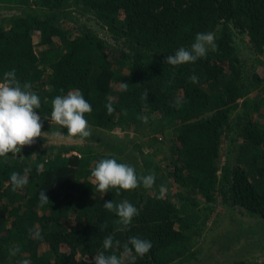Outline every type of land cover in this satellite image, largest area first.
<instances>
[{"label": "trees", "instance_id": "trees-1", "mask_svg": "<svg viewBox=\"0 0 264 264\" xmlns=\"http://www.w3.org/2000/svg\"><path fill=\"white\" fill-rule=\"evenodd\" d=\"M0 1L42 11L0 24V82L6 72L15 70L21 86L30 83L41 100L36 111L42 123L53 122L51 101L57 95L80 90L92 105V112L85 114L90 127L132 132L135 137L127 141L138 160L130 164L118 151L93 148L78 154L49 153L47 161L40 155L34 163L20 156L0 157V264L23 260L94 264L100 252L115 254L122 264H129L123 245L133 236L152 244L135 264L190 261L196 254L193 235L203 219L194 198L214 203L215 190L223 203L264 217L262 100L248 104L253 115H247L241 127L233 162L220 170L217 164L231 109L248 93L247 84L261 83L257 74L245 75L233 35L246 36L253 51L264 53V0ZM67 1L91 10L131 45L129 53H115L119 65L101 39L67 32L56 15ZM213 29H217L215 51L195 63L176 67L165 63L167 55L189 48L197 33ZM192 75L198 77L195 84L189 80ZM119 82L128 84L126 92L119 89ZM145 90L148 95L143 100ZM109 104L114 109L111 114ZM43 141L41 137L35 143ZM108 158L133 166L138 175L154 174L156 190L161 185L176 186L181 190L178 202L160 193L149 196L143 186L119 190V195L117 189L104 195L97 192L91 171L99 160ZM25 169L27 185L13 191L11 174L24 175ZM41 191L49 199L43 206ZM111 200H127L138 209L128 230H122L114 212L103 208ZM108 236L113 237V247L105 250ZM17 247L20 251L11 255Z\"/></svg>", "mask_w": 264, "mask_h": 264}, {"label": "rangeland", "instance_id": "rangeland-1", "mask_svg": "<svg viewBox=\"0 0 264 264\" xmlns=\"http://www.w3.org/2000/svg\"><path fill=\"white\" fill-rule=\"evenodd\" d=\"M41 12L37 9L12 6L0 1V24L7 23L18 16ZM56 15L59 21L63 19V27L67 29V32L89 33L101 39L112 51L111 57L115 65H119L117 61H121L115 58L117 51L130 52L131 45L124 38L115 36L104 23L95 17L91 10L82 4L67 1L56 11ZM216 31L217 29H213L206 33L211 32L216 37ZM233 38L236 50L243 62L245 75L250 77L257 74L261 83L247 84L248 93L230 111L227 124L221 134L217 160L219 170L225 164L229 165L233 162L235 152L241 144V127L246 121V116L253 115L252 108H248L249 102L262 100L260 105L264 108V53L258 54L253 51L244 35L235 32ZM42 131L45 132L44 143L25 146L17 156L27 159L29 163H34L40 155L47 161L49 153L78 154L81 150L93 148L102 152L118 151V155L126 158L125 160L130 164L138 161L134 158L131 145L127 141L135 137L130 131L108 133L91 127L92 135L83 143L78 142L76 138H68L67 130L55 124L54 121L44 122ZM60 131L63 137L57 135ZM51 138L59 141L46 143L50 142L48 139ZM33 153L36 154L33 155ZM8 155L11 156V154ZM165 189L163 194L154 188L144 189V191L149 196L160 193L178 202V193H181V190L173 185ZM214 193L216 200L211 204H206L197 196L194 198L198 203V209L203 214L202 223L193 235L195 258L190 261L178 260L172 264H226L234 260L264 264V217L252 215L242 207L225 204L219 192L215 190Z\"/></svg>", "mask_w": 264, "mask_h": 264}, {"label": "clouds", "instance_id": "clouds-1", "mask_svg": "<svg viewBox=\"0 0 264 264\" xmlns=\"http://www.w3.org/2000/svg\"><path fill=\"white\" fill-rule=\"evenodd\" d=\"M209 49L212 51L217 49L214 34L211 32L197 33L189 48L180 47L173 55H167L165 63L173 67L195 63L198 59L205 58ZM189 80L195 84L198 82V77L192 75ZM128 88L127 83L119 82L121 91L126 92ZM31 89L30 83H24L21 86L20 81L16 79L15 70L6 72L3 82H0V157H6L8 154L17 156L23 147L33 145L36 138L45 135L42 131L41 116L36 111L41 107V100ZM147 95L148 92L145 90L141 98L146 100ZM51 105V120L67 130L68 138H76L78 142L83 143L92 135L91 127L85 118V114L92 112V105L84 98L80 90L69 91L66 95H57L51 101ZM113 110L111 104L107 105L109 114ZM141 119L147 122L146 118ZM57 135L63 137L61 131ZM27 172L28 169H25L24 175L18 172L11 174L10 184L13 191L27 185ZM91 177L96 191L103 195L110 189H117V195H119V190L131 191L140 186L151 189L156 179L154 174L138 175L133 166L118 163L113 158L99 160L91 171ZM159 190L163 194L166 189L161 185ZM39 203L41 206L49 203L44 191L39 194ZM103 208L116 214L119 218L118 223L123 226L124 231L128 230L133 218L139 214L138 209L127 200L120 203H114L112 200L106 201ZM30 234H32L31 230ZM34 235L39 238V231H36ZM116 244L119 245V241H116ZM112 247L113 237L108 236L103 241V248L109 250ZM151 248L150 241L133 236L123 245V257L129 261V264H135L137 257L145 256ZM19 251L17 247L12 249L10 254L15 256ZM93 262L94 264H122V260L115 254L105 255L104 252L98 253L93 258ZM20 264H29V261L23 260Z\"/></svg>", "mask_w": 264, "mask_h": 264}, {"label": "flooded vegetation", "instance_id": "flooded-vegetation-1", "mask_svg": "<svg viewBox=\"0 0 264 264\" xmlns=\"http://www.w3.org/2000/svg\"><path fill=\"white\" fill-rule=\"evenodd\" d=\"M41 139V137L39 138V140ZM44 139V137H43ZM39 140H36V141H39ZM50 142H46V143H56L57 141H54L55 139L51 138V139H48ZM54 141V142H53ZM44 142H41L39 145L43 144ZM36 144V143H35Z\"/></svg>", "mask_w": 264, "mask_h": 264}, {"label": "water", "instance_id": "water-1", "mask_svg": "<svg viewBox=\"0 0 264 264\" xmlns=\"http://www.w3.org/2000/svg\"><path fill=\"white\" fill-rule=\"evenodd\" d=\"M40 137L36 138V140H39Z\"/></svg>", "mask_w": 264, "mask_h": 264}, {"label": "crops", "instance_id": "crops-1", "mask_svg": "<svg viewBox=\"0 0 264 264\" xmlns=\"http://www.w3.org/2000/svg\"><path fill=\"white\" fill-rule=\"evenodd\" d=\"M123 154V153H122ZM66 155H68V154H66ZM123 157V156H122ZM124 159H126V158H124Z\"/></svg>", "mask_w": 264, "mask_h": 264}]
</instances>
